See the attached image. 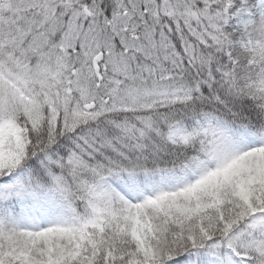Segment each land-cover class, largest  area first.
<instances>
[{"label": "snow or ice", "instance_id": "1", "mask_svg": "<svg viewBox=\"0 0 264 264\" xmlns=\"http://www.w3.org/2000/svg\"><path fill=\"white\" fill-rule=\"evenodd\" d=\"M0 264H264V0H0Z\"/></svg>", "mask_w": 264, "mask_h": 264}]
</instances>
